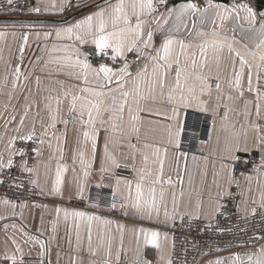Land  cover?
<instances>
[{"label": "snow or ice", "instance_id": "snow-or-ice-1", "mask_svg": "<svg viewBox=\"0 0 264 264\" xmlns=\"http://www.w3.org/2000/svg\"><path fill=\"white\" fill-rule=\"evenodd\" d=\"M14 3L15 0H6L9 6ZM104 5L94 4L96 11L72 24L34 33L37 40L41 35L45 41L54 37L51 47L44 45L48 58L43 65L48 75H63L78 83L65 88L64 81L57 79L59 88L47 89L43 108L48 120L45 123L41 119L39 134L35 121L30 126L25 125L32 103L25 104L19 117L13 114L4 120V132L0 134V142L4 143V150L0 152V174H3L0 185L26 192L39 189L40 195L63 199L64 177L69 171L64 150L71 123L78 128L71 155L76 191L68 196L69 200L86 199L85 189L99 161L101 181L105 177L114 181L109 211H118L125 217L155 220L165 225H174L177 219L188 217L206 222L205 231L224 234L232 232L233 228L220 227L217 217L226 215L228 201L239 198L236 207L238 213H244L245 220L255 217L259 209L264 221V13L259 14L258 20L252 6L235 0L231 6L215 0H187L178 7L169 6V0H104ZM70 6L68 0L59 3L48 0L29 11L63 12ZM8 34L0 30V40ZM157 34L161 36L159 44ZM11 35L17 38L15 31ZM29 35V31H23L18 37L22 41L18 47L21 63ZM130 54L140 61L135 70ZM9 74L12 80L5 76L0 83L5 87L11 83L15 89L25 88L26 83L20 81L28 82L34 73L22 71L18 63L9 69ZM35 82L40 90L39 76ZM197 114H205L212 120L213 134L208 140L200 141L205 146L211 144V151L199 157L193 155L189 169L188 152L182 145L184 139H195L186 137L185 130L190 126L189 118L198 119ZM17 119L18 126L11 129L14 134L7 135L5 140L9 125ZM58 124L64 125L60 135L50 131L56 130ZM101 134L102 151L98 147ZM34 137L39 146H17L18 140L32 141ZM53 140L58 153L54 178L53 157L50 156L43 162L46 181L42 186L40 162L30 164L29 160L32 153L42 157L45 144L52 149ZM123 149L126 153H121ZM118 153L123 155V162ZM256 153L260 155V163L253 169L254 176L246 175L253 163L250 156ZM13 168L22 175L27 174L30 188H25V179L4 171ZM122 168L130 169V175L121 176L118 170ZM181 172L187 176V187ZM197 174L199 187L195 184ZM254 179L259 199L250 195L254 191ZM102 186L108 185H96L97 188ZM233 189L238 190L235 195ZM249 204L255 207L249 210ZM0 205L10 209L12 216L17 215V207L21 210L28 207L26 201L17 205L8 198H0ZM89 206L99 208L100 203L91 202ZM33 207L48 210L47 205L34 204ZM182 207H191V210L181 211ZM53 211L55 219L49 222L53 235L47 242L40 239L43 231L38 230L39 234L33 235L15 223L5 224L4 231L18 232L23 243L15 234L9 236L0 253V264H26L24 245L29 246V252L37 251L35 264H52L51 259L46 258L51 255L50 244L61 222L65 225L71 222L74 228V255L70 257V264H121V254L127 256L128 253L126 233L135 240L133 264H152L144 258L143 252L149 245L161 252L159 260L163 264H173L171 253L164 255L159 231L143 226L127 228L118 221L86 210L57 206ZM19 215L23 218V211ZM0 219L8 217L0 216ZM40 220L43 225V213ZM94 223L103 226L95 239ZM167 239L168 234L164 233V240ZM233 241L225 246L248 250L217 257L205 264H264V243H261L264 232L241 237L238 244ZM69 244H72L71 239ZM221 250L209 246V252ZM56 256L59 264V253Z\"/></svg>", "mask_w": 264, "mask_h": 264}, {"label": "crops", "instance_id": "crops-1", "mask_svg": "<svg viewBox=\"0 0 264 264\" xmlns=\"http://www.w3.org/2000/svg\"><path fill=\"white\" fill-rule=\"evenodd\" d=\"M32 1V7L40 6L42 3H47L48 0H31ZM258 1V0H257ZM256 2H247V1H235V2H244L248 3L250 6L253 7V9L257 12V19H260V13H264V4L260 7ZM59 3L60 0H57ZM112 2H115V0H112ZM187 1L180 2L178 4H173L172 6L178 7L181 3H185ZM217 3H221L226 6H231V4L234 2L229 3H222L215 1ZM68 3H70L72 6L66 7L63 12L57 11L55 9H50L48 11H41L39 13L37 12H31V14L24 18H13L8 20H0V30H6L9 34L3 39L0 40V82L3 81L5 76H7L8 80H12V76L9 74V69L13 67L16 64H20V67L22 71H32L34 74L31 77V79L28 82H24L23 80L20 81L21 84L26 83L25 88L17 87L15 89L12 88L11 83H9L6 87L0 83V113L3 115H0V134L4 132L3 130V124L5 119H10L11 115L15 114L17 117H19L23 111L24 106L26 103H32V108L29 112L28 117L25 119V125L30 126L33 121L36 123V131L39 134L41 131V119L44 120L45 123H47L48 115L47 112L43 108L44 103V97L48 95L47 89L49 88H59V85L56 84L57 79H61L64 81V87L67 88L70 85L77 84L78 82L75 80H70L66 76H57L53 74L52 76L48 75V70L44 68L43 61L47 60V55L44 51V45L48 44L49 47H51V43L54 42V37L50 38L49 41H45L43 39V36L41 35V38L37 40L35 38L34 33L36 31H40L43 33L45 30H50L53 27L57 26H67L68 24H72L76 22L77 20L82 19L84 16L91 14L92 12L96 11L97 9L93 7L94 4H100L101 6L104 5V0H68ZM77 5H79L77 7ZM25 26V27H22ZM27 26H31L30 28ZM247 27V25H245ZM15 31L17 33V38H14L11 35V32ZM23 31H29V44L25 47L24 51V59L22 63L19 61V52L18 47L19 44L22 43L18 39L21 32ZM161 36L160 34H157L156 36V43H160ZM37 57H41V60H37ZM134 63L132 64L133 70L136 69V67L140 64L139 60H134ZM36 76H39L41 79V85L40 90L37 89L36 85ZM28 89H31V92L28 91ZM27 98V100L25 99ZM35 101V103H33ZM5 106H7V111L5 112ZM222 110V109H221ZM65 117H67V113L65 110L64 113ZM219 123V122H217ZM18 126V119L16 121H13L9 125V131L7 134H5V140L7 138V135H13L14 133L11 131L13 127ZM77 128L78 126L69 124L68 130H67V145L64 150L65 155V162L69 165V171L65 174L64 180V197L61 199L58 196H45L48 198V202L43 204L47 205V212L44 211L43 208H36L33 207V205H29L27 208L21 210L19 207L15 210L17 215L12 216L11 210L6 209L3 205H0V216H7L8 219H0V253L4 251L5 241L7 238L13 234L16 235L17 239L23 243L20 235L18 232L14 233V230L9 229L8 232L4 231V225L5 224H17L18 226L24 227L25 230L31 232L33 235H38L39 231H43V235H40L41 240L48 241L49 237L53 235L51 232V226L50 221L55 219L54 214V208L57 206H63L69 209H78V210H84L80 208L73 207L71 205L66 204L68 200V196L70 194H74L75 192H70V189H67V185H71L72 187H76L74 183V176L71 171V155L72 151L76 145V137H77ZM26 129H22L24 131ZM50 131H56L57 135H60L64 131V125L58 124L56 130H50ZM210 135L213 134V128L210 130ZM35 138V137H34ZM33 138V139H34ZM47 140V138H45ZM19 141V140H18ZM53 148L49 149L47 147V144L43 146V156L38 157V160L40 162V183L42 186L45 185L46 177L44 175V167L43 162H47L49 157H53L52 160V167H53V176L54 178V169H55V158L58 156V153L55 152V146L56 141L53 140ZM99 150L102 151L103 147V134H101V139L99 143ZM209 151H211V144L208 145ZM4 150V143L0 142V152H3ZM126 149L121 150V153H126ZM120 155V159L123 162V155L118 153ZM256 156L260 160L259 153H256ZM191 157L188 154V165L189 169L192 168V160ZM203 166L201 162V167ZM96 170L92 173V176L90 177L87 187H89L97 181H100L103 185H108L105 187L111 188V185L114 184L113 180H110L108 177H105L103 181H101L100 173L98 171L99 168V161H97L95 165ZM77 171L79 172V167L77 166ZM181 175L184 176V186L187 187V176L181 172ZM249 175V174H246ZM254 176V175H253ZM71 179V180H70ZM173 179L175 180L176 177L173 175ZM209 183L211 182V166L209 165V177H208ZM200 178L197 174L195 178V184L197 187H199ZM66 186V187H65ZM86 187V189H87ZM254 191L250 195L254 196L256 199H259V193L258 191H255L256 189V183L255 179L253 181L252 185ZM85 189V190H86ZM215 193V189L213 187V194ZM91 194V192H85V196ZM205 203L207 202V196H204ZM251 207H255V205L249 204L248 208L249 210ZM185 210H191V207L185 209L184 207L181 208V211ZM23 211V218L20 217L19 213ZM89 211V210H86ZM93 212V211H89ZM43 213L44 215V223L41 225L40 216ZM97 214L96 212H93ZM98 215V214H97ZM100 215V214H99ZM102 216V215H100ZM129 220H131V223L133 224L131 228L133 227H140L143 226L145 228H149L154 231H159L161 229H168V239L166 243V249L164 255L167 256L169 253L172 252V242H171V236H170V228L172 224L165 225L163 223L157 222L155 220L153 221H141L138 218L130 217ZM179 220V219H177ZM176 220V221H177ZM175 221V222H176ZM174 222V223H175ZM102 225H99L98 223H94L93 225V238L95 239L97 231L102 228ZM114 229V227H113ZM160 232V231H159ZM55 240L51 241L50 247H51V255L50 257H47L46 259H51L52 264H57V256L56 253H59V264H70V257L74 255L73 248L75 245V233L74 228L69 222L67 225H65L63 222H61L58 225V229L56 231ZM83 235V233H82ZM164 234H161L160 236V242L162 243L161 238H163ZM134 238V237H133ZM69 239H71L72 244H69ZM129 240H131V237L129 236ZM134 239L131 240V242ZM135 244V240L133 245ZM141 244H143V238H141ZM8 246L11 248V242L8 241ZM38 248V246H37ZM24 250L26 252L25 260L26 264H35V261L37 260V251L34 249L31 252H29V246L24 245ZM133 253V254H132ZM131 253V255L134 257V251ZM215 256V255H214ZM145 259H147L144 256ZM158 261V260H157ZM160 264V262H158Z\"/></svg>", "mask_w": 264, "mask_h": 264}, {"label": "built area", "instance_id": "built-area-1", "mask_svg": "<svg viewBox=\"0 0 264 264\" xmlns=\"http://www.w3.org/2000/svg\"><path fill=\"white\" fill-rule=\"evenodd\" d=\"M178 1H187V0H169V6H172L175 2ZM232 2L234 0H227ZM235 1H247L253 2V0H235ZM257 1V0H255ZM32 6L31 0H15V3L12 6L6 4V0H0V15H15L19 17H27L31 14L29 8ZM136 57L133 54L129 55V60L132 61ZM90 60L95 62V58L90 56ZM198 119L190 117L188 120L189 127L186 128L185 136L186 137H195V139H184L183 148L187 151L198 152L199 144L201 140L206 139V133L208 129L212 126V120L210 116L205 114H197ZM22 145V143H17V146ZM33 147V146H31ZM249 158V156H246ZM250 159L253 161L248 167V170L245 174L253 172V169L257 166V156H250ZM11 176L20 177L25 179L18 169L13 168L9 171ZM121 176H129L130 169L122 168L119 171ZM0 179H3V174L0 176ZM25 188H30L25 180ZM234 195L237 193L233 191ZM33 189L30 192H26L16 187H7L0 185V198H8L13 200L19 205L21 202H33L40 203L41 197ZM75 200V199H73ZM80 201V200H77ZM77 203V202H75ZM240 203L239 198L235 201L227 202V213L225 216H218L217 220L219 225L222 228H233V231L230 233H214L212 231H205V223L203 220H189L188 217H185L183 220H177L174 225L170 228V236L172 242V252L171 258L173 264H202L206 259L211 256L218 255L221 253L239 251L247 248H227L225 245L229 241L234 243H240L241 237L251 236L252 234L259 235L264 232V221H261L259 215L260 210L258 209L257 215L255 217L249 216L247 220L243 218L244 213L239 212L236 207ZM80 205V204H79ZM85 206V205H82ZM102 206V204L100 205ZM112 216L122 217L123 215L118 211H111ZM239 217V218H238ZM199 225V228L197 227ZM238 226V228L236 227ZM264 243V241H261ZM193 244H196V248L192 247ZM174 245V247H173ZM209 246L213 248H220L221 251H212L209 252ZM257 246H259L257 244ZM201 253H207L202 255ZM134 257L127 253L125 256L121 254V264H133ZM152 264H158L156 259H148Z\"/></svg>", "mask_w": 264, "mask_h": 264}, {"label": "rangeland", "instance_id": "rangeland-1", "mask_svg": "<svg viewBox=\"0 0 264 264\" xmlns=\"http://www.w3.org/2000/svg\"><path fill=\"white\" fill-rule=\"evenodd\" d=\"M253 2H256V1L253 0ZM13 18H17L18 19V18H24V17H19V16H15V15H8V14L0 15V20H8V19H13ZM212 128H213V126H211L210 129H208V131L206 133V139L205 140H208V138L210 136L209 132H210V130ZM17 143L28 144L30 147L31 146H33V147L39 146V142H38L37 138H34L32 141H17ZM183 143H184V141H183ZM182 147H183V145H182ZM183 150H185V149L183 148ZM185 151H187V150H185ZM187 152H188V154L190 156L196 155L197 157H199L202 154L203 155H207L210 151L208 149V145L207 146L202 145L201 142H200L198 152H193V151H187ZM15 159L18 161L19 157H16ZM37 160H38V157L35 156V153H32L31 154V158L29 160V163L30 164H36ZM259 163H260V160L257 157V165H259ZM4 171L7 172L9 170L6 169ZM247 174L254 175L253 172L247 173ZM0 176H2V174H0ZM22 176L26 180L27 174H23ZM98 183H100V181L94 182L90 187L88 185V187L85 190V192H91V194L86 195L85 196L86 197L85 200H80V199H77V198H73L75 200H73V199L69 200L68 199L66 204L71 205V206L76 207V208L84 209V210H89V211L91 210L93 212H96L98 215L99 214L102 215V217L111 219L113 221H118L119 223L126 225L127 228H131V226L133 224L131 223V220H129L130 217H125V216L114 217V216H112L111 211H109V207H108L110 205V203H111V200H112V189L108 188V187H105V186L97 188L96 185ZM29 187H31V186L29 185ZM68 188L70 189V192H75L76 191V187H72L71 188V185H67V189ZM33 190L35 192H39V189H33ZM233 191L237 192L238 190L233 189ZM38 194L41 197V202L40 203L28 202L27 203L28 206L29 205H34V204H42L43 205V204H45V203H47L49 201L48 198H46L44 195H40V192ZM77 200H80V201H77ZM75 202H77V203H75ZM91 202H99L100 205L102 204V206H100L99 208H91L89 206ZM82 205H85V206H82ZM113 227H115V225H113ZM159 231H160L161 234H164V233L168 232V229H161ZM169 232H170V230H169ZM129 236L131 237V240L134 239L133 236L130 233H126L125 234V248L128 249V253L131 254L134 251L136 245L135 244L133 245L134 240L132 242H131V240H129ZM161 240H162L161 245H162V247L165 250L167 241L164 240V237L161 238ZM247 250L248 249H242V250H239V251L226 252V253H221V254H218V255H215V256H211L208 259H206L202 264H205L206 261L211 260V259H215L217 257H229L234 252H244V251H247ZM143 252H144V256L147 259H156V260H158V262H160V264H163V261L159 260V257L161 255V252L159 250H157V249H155V248H153V247H151L149 245V246H145L144 247ZM164 253H165V251H164Z\"/></svg>", "mask_w": 264, "mask_h": 264}, {"label": "water", "instance_id": "water-1", "mask_svg": "<svg viewBox=\"0 0 264 264\" xmlns=\"http://www.w3.org/2000/svg\"><path fill=\"white\" fill-rule=\"evenodd\" d=\"M215 1L222 2V3H229L227 0H215ZM180 2H183V1H178V2H175L174 4H178ZM257 4L261 7L264 4V0H258Z\"/></svg>", "mask_w": 264, "mask_h": 264}]
</instances>
